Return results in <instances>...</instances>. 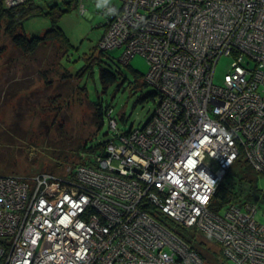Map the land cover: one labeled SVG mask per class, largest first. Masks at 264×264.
<instances>
[{
	"label": "built area",
	"instance_id": "2783aa9c",
	"mask_svg": "<svg viewBox=\"0 0 264 264\" xmlns=\"http://www.w3.org/2000/svg\"><path fill=\"white\" fill-rule=\"evenodd\" d=\"M104 11L99 47H122L123 63L147 58L156 108L125 131L110 119L95 166L0 175V264H205L178 227L218 243L227 264H264L259 207H210L242 154L264 175V0H120ZM222 56L230 67L216 83Z\"/></svg>",
	"mask_w": 264,
	"mask_h": 264
},
{
	"label": "rangeland",
	"instance_id": "374dc122",
	"mask_svg": "<svg viewBox=\"0 0 264 264\" xmlns=\"http://www.w3.org/2000/svg\"><path fill=\"white\" fill-rule=\"evenodd\" d=\"M114 3L120 4V0H78L77 6L61 16L59 25L72 43L71 59L65 57L62 60L68 70L58 64L56 46L42 47L36 55L29 57L15 49L4 33L0 36V153L9 154L11 161L17 160L19 173L49 170L47 165L52 163L49 155L57 144L60 149L70 150L79 139L83 141L86 138L91 145L110 138L108 117L100 128L93 123L94 101L101 99L112 107L120 129L136 128L154 112L156 99L138 100L154 90L152 85L137 86V74L143 76L150 69L149 61L141 54L134 55L128 66L119 61L122 47L105 51L101 57L102 64L117 76V82L106 88L97 65L92 77L78 79L74 76L84 65L86 56L99 47L107 22L104 6ZM50 27V19L44 15L24 22L29 37L43 36ZM229 61L226 56L219 60L215 71L216 83L222 82L230 67ZM68 71L72 74L62 76ZM44 72L49 79H45ZM85 85L89 89L88 95V91L83 90ZM121 115H125V122ZM64 136L72 140V144L65 143L66 148H61L60 141ZM258 185L264 190V175L259 177ZM256 219L264 224V205L259 207ZM210 244L219 250V246Z\"/></svg>",
	"mask_w": 264,
	"mask_h": 264
},
{
	"label": "trees",
	"instance_id": "16d2710c",
	"mask_svg": "<svg viewBox=\"0 0 264 264\" xmlns=\"http://www.w3.org/2000/svg\"><path fill=\"white\" fill-rule=\"evenodd\" d=\"M77 1L78 0H62V2H44V0H25L17 5L8 6L6 5L5 0H0V36L4 33V35L11 39L15 49L21 54L29 57L36 55L42 47L50 46L54 48V46H56L54 49L55 51L57 50V54H59L57 57L58 64L68 70V67L64 66L62 60L65 57H67L68 60L71 59L69 51L72 49V43L67 34L60 27L59 20L65 12H68L73 6H77ZM42 15L49 17L51 27L46 30L43 36L29 37L25 32L24 22L31 17ZM104 27L106 28V23L104 24ZM95 51H97V53H95ZM95 51L90 56H86L84 65L77 69L74 76L78 79L92 77L94 76V68L97 65L101 82L106 88L108 85L117 82V76L113 70L102 64L101 57L105 50L98 47L95 48ZM124 64L129 66L130 62ZM71 74L72 72L68 71V74L67 72H64L62 76H69ZM144 75L140 76L137 74V86L150 85L145 80ZM44 77L45 79H49L46 72H44ZM119 88L120 85L118 86V89ZM83 90L84 92L88 91L86 92L88 95L89 89L86 85L83 87ZM60 95L61 93L58 94V96ZM158 96L159 91L154 88L153 91L146 93L138 100L144 101L147 98L157 99ZM92 103L96 105L93 123L97 128H100L104 124L106 117H108L109 122L110 119H116L117 121V118L112 114V107L109 104H104L101 99ZM121 119L125 122V115H121ZM128 129L123 130L125 131ZM109 131H111L110 128ZM112 134H115V132L111 131V135ZM110 138L91 145L89 144L90 141L86 138L83 141L79 139L78 144L70 150L60 149L57 144L55 149L51 150V154L49 155V158L52 160V163H48L47 165L49 170H39L35 173L28 174L19 173L17 160L11 161L8 156L9 154L0 153V175L30 177L31 175L46 171L61 174L68 168L73 169L78 163L95 166L97 165L95 158L104 154L107 142ZM60 143L62 144V146H60L61 148H66L65 146L67 144L65 143L71 145L72 140H67L66 136H64ZM260 176L261 174L252 167L242 154L227 170L223 179L219 183L210 202L211 209L219 211L231 204L243 206L246 203H251L256 204L258 207L264 205V190L258 185V179ZM177 232L191 243H194L202 253L205 259V264H227V259L223 254L221 246L214 242V245L219 246V250L213 249L210 244L212 243L210 237L197 232L195 228L188 229L178 227Z\"/></svg>",
	"mask_w": 264,
	"mask_h": 264
},
{
	"label": "bare ground",
	"instance_id": "6f19581e",
	"mask_svg": "<svg viewBox=\"0 0 264 264\" xmlns=\"http://www.w3.org/2000/svg\"><path fill=\"white\" fill-rule=\"evenodd\" d=\"M106 29V28H105Z\"/></svg>",
	"mask_w": 264,
	"mask_h": 264
}]
</instances>
